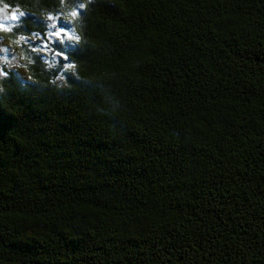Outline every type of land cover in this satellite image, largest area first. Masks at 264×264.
<instances>
[{
  "label": "trees",
  "instance_id": "trees-1",
  "mask_svg": "<svg viewBox=\"0 0 264 264\" xmlns=\"http://www.w3.org/2000/svg\"><path fill=\"white\" fill-rule=\"evenodd\" d=\"M13 12L0 264H264V0Z\"/></svg>",
  "mask_w": 264,
  "mask_h": 264
},
{
  "label": "rangeland",
  "instance_id": "rangeland-1",
  "mask_svg": "<svg viewBox=\"0 0 264 264\" xmlns=\"http://www.w3.org/2000/svg\"><path fill=\"white\" fill-rule=\"evenodd\" d=\"M7 17V19H6ZM18 17V16H17ZM11 21V17L9 18L7 15H3L1 14L0 15V25H2V27H5V25ZM3 50V52H2ZM14 52V51H12ZM11 51H10V48L9 47H2V49L0 50V75L2 74V68H1V65L5 62H11V60L8 58L7 54L10 53V54H13ZM13 56H15L13 54ZM7 66H11L10 64L7 65Z\"/></svg>",
  "mask_w": 264,
  "mask_h": 264
},
{
  "label": "snow or ice",
  "instance_id": "snow-or-ice-1",
  "mask_svg": "<svg viewBox=\"0 0 264 264\" xmlns=\"http://www.w3.org/2000/svg\"><path fill=\"white\" fill-rule=\"evenodd\" d=\"M81 7H83V5H81ZM21 15H22V13H21ZM72 15L75 16L76 13L73 12ZM6 19H7V17H6ZM11 19H13V20L17 19V16H16L15 12L12 13ZM0 27H2V25H0ZM53 35H55L57 38H59L60 35H61V32H55V33H53Z\"/></svg>",
  "mask_w": 264,
  "mask_h": 264
}]
</instances>
